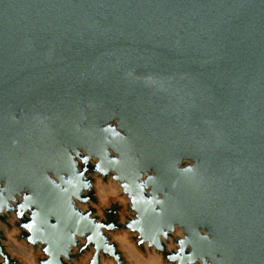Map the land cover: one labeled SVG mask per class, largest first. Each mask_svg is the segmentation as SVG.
Instances as JSON below:
<instances>
[{"label": "water", "instance_id": "1", "mask_svg": "<svg viewBox=\"0 0 264 264\" xmlns=\"http://www.w3.org/2000/svg\"><path fill=\"white\" fill-rule=\"evenodd\" d=\"M96 176L130 216L97 214ZM12 218L38 264H127L122 230L169 264H264V0H0Z\"/></svg>", "mask_w": 264, "mask_h": 264}, {"label": "bare ground", "instance_id": "2", "mask_svg": "<svg viewBox=\"0 0 264 264\" xmlns=\"http://www.w3.org/2000/svg\"><path fill=\"white\" fill-rule=\"evenodd\" d=\"M94 187L96 190V195L99 199L100 205L106 204L111 197H116L123 202H127L128 199L122 194V188L120 183L112 178L105 181L102 177L96 176ZM123 196H122V195ZM83 209L86 208L85 204H79ZM99 209V208H98ZM98 212V210H97ZM100 212V210H99ZM14 219H11L13 221ZM0 228L6 232L9 241L6 242L13 254H18L29 261L30 264H36L35 257L33 255V248L28 246L25 242H19L15 237L14 233L17 229L8 230L7 226L0 222ZM175 236L183 237L184 233L182 228H176L174 232ZM112 238L118 244L123 255L131 259L134 264H164L163 255L155 250L149 251L148 254H144L137 245L130 238L129 232L127 230L118 231L112 234ZM168 250L176 248V244L173 242L172 238L166 242ZM91 256L82 258L83 262L89 259ZM103 264H116L113 259H103Z\"/></svg>", "mask_w": 264, "mask_h": 264}, {"label": "rangeland", "instance_id": "3", "mask_svg": "<svg viewBox=\"0 0 264 264\" xmlns=\"http://www.w3.org/2000/svg\"><path fill=\"white\" fill-rule=\"evenodd\" d=\"M110 179V178H109ZM109 179H103V180H105V181H107V180H109ZM96 191V190H95ZM122 195V194H121ZM123 196V195H122ZM128 204H129V202L127 201V202H123V201H121V200H119L118 198H116V197H111L110 198V200L106 203V204H103V205H100V202L96 205V209L98 210V212H97V214L100 216V217H102V218H104V212H103V210L104 209H108V208H110L111 206H114V205H120L121 206V212H120V216H121V220H124L125 218H126V215L129 213L130 215H131V212L128 210ZM99 208V209H98ZM99 210H100V212H99ZM12 219H14V218H12ZM15 220V219H14ZM14 220L13 221H11L10 220V223L12 224V227L11 228H8V230H13V229H17V232L16 233H14V237L19 241V242H25L23 239H20L19 238V235H20V231L18 230V228L14 225ZM129 232V231H128ZM4 233H5V236H6V239H5V241L7 242V241H9V238H8V236H7V234H6V232L4 231ZM129 235H130V238L133 240V242L136 244V240L134 239V236H133V234H131L130 232H129ZM6 242H4V244L6 245V248H7V250H8V252L11 254V256L13 257V258H15V259H18L19 261H20V263H18V264H30L29 263V261L27 260V259H25L24 257H22V256H20V255H18V254H13L12 252H11V250H10V247H9V245L6 243ZM26 243V242H25ZM27 244V243H26ZM28 246H30L29 244H27ZM142 251V250H141ZM149 251H152V249H148V248H146L145 250H143L142 252L144 253V254H148V252ZM33 255H34V257H35V261H36V264H38V261H37V258L38 257H42L43 256V254L40 252V251H38V250H34L33 249ZM85 256V255H84ZM83 256V257H84ZM82 257V258H83ZM125 257V256H124ZM126 258V257H125ZM88 260L89 259H87L86 261H85V264L88 262ZM126 261H127V264H134L133 262H132V260L131 259H128V258H126ZM165 261V260H164ZM0 264H3V259L0 257ZM164 264H169L168 262H164Z\"/></svg>", "mask_w": 264, "mask_h": 264}, {"label": "crops", "instance_id": "4", "mask_svg": "<svg viewBox=\"0 0 264 264\" xmlns=\"http://www.w3.org/2000/svg\"><path fill=\"white\" fill-rule=\"evenodd\" d=\"M98 200H99V199H98ZM127 216H130V214L128 213V214L126 215V217H127ZM119 249H120V248H119ZM120 250H121V249H120ZM92 251H93V250H92ZM89 255L91 256L92 254H91V253H88V254H86L84 257H87V256H89ZM84 257H83V258H84ZM103 259H112V258H105V257H102V258H101V261H102ZM113 260H114V259H113ZM75 264H85V262H83V259H81V262H80V263H75ZM102 264H103V262H102Z\"/></svg>", "mask_w": 264, "mask_h": 264}]
</instances>
